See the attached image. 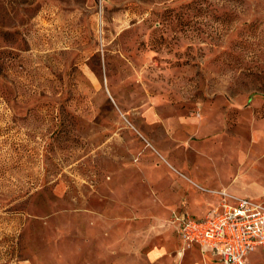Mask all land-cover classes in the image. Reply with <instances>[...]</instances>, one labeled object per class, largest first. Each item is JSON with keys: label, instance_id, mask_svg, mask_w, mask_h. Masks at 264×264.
I'll return each mask as SVG.
<instances>
[{"label": "rangeland", "instance_id": "374dc122", "mask_svg": "<svg viewBox=\"0 0 264 264\" xmlns=\"http://www.w3.org/2000/svg\"><path fill=\"white\" fill-rule=\"evenodd\" d=\"M231 189L264 203V0H0V264H178L169 209Z\"/></svg>", "mask_w": 264, "mask_h": 264}, {"label": "built area", "instance_id": "2783aa9c", "mask_svg": "<svg viewBox=\"0 0 264 264\" xmlns=\"http://www.w3.org/2000/svg\"><path fill=\"white\" fill-rule=\"evenodd\" d=\"M219 203L202 217L172 211L171 225L182 242L209 250L217 264H247V256L264 246V203L220 191Z\"/></svg>", "mask_w": 264, "mask_h": 264}, {"label": "crops", "instance_id": "0c3cea01", "mask_svg": "<svg viewBox=\"0 0 264 264\" xmlns=\"http://www.w3.org/2000/svg\"><path fill=\"white\" fill-rule=\"evenodd\" d=\"M196 172L198 171L196 170ZM206 186L214 187L212 183L211 184L208 183ZM227 193H229L230 195L236 196V197L247 195L246 193H242L240 191H237L236 189H231ZM220 199H221V195L219 193L207 194L206 196L205 195L199 196V194H196V195L192 194L190 198L187 200L188 202L187 205L183 203V204H178V205L171 207L169 209L168 218L171 216V213L174 210L176 211L184 210L194 217H202L209 209L216 206L219 203ZM169 226L176 240L178 242H182L181 238L179 237L176 231L175 226L171 224H169ZM137 239H138L137 243H134V244L129 243V242L122 243V247H128L127 250L129 251H135V250L138 251L137 252L138 257L140 256L139 252L142 251L141 255H145V257L148 258L150 263L162 264L163 261L161 258H163L165 255H167L170 252V246L168 244L165 245L162 243L151 247L147 252H145L146 250L144 249H145L146 243H144L142 239L141 240L139 238ZM190 247L198 251V254L196 256L191 255L192 256L191 258L188 255L187 257L185 256L183 258H180L178 255H174V259L172 260H177L179 262L178 264H217V258L209 250L203 249L197 244H193ZM263 247L264 246H258L256 249L263 248ZM132 255L133 254L130 253L129 254L130 258H126V257L122 258V261L127 262L129 264H134L135 261ZM250 256H251L250 254L247 256V262ZM190 259H193V260H190ZM171 262L173 264V261Z\"/></svg>", "mask_w": 264, "mask_h": 264}]
</instances>
